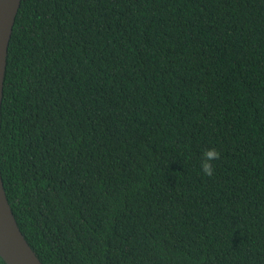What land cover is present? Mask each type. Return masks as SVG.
Segmentation results:
<instances>
[{
	"label": "trees",
	"instance_id": "obj_1",
	"mask_svg": "<svg viewBox=\"0 0 264 264\" xmlns=\"http://www.w3.org/2000/svg\"><path fill=\"white\" fill-rule=\"evenodd\" d=\"M0 166L43 264H264V0H21Z\"/></svg>",
	"mask_w": 264,
	"mask_h": 264
},
{
	"label": "water",
	"instance_id": "obj_2",
	"mask_svg": "<svg viewBox=\"0 0 264 264\" xmlns=\"http://www.w3.org/2000/svg\"><path fill=\"white\" fill-rule=\"evenodd\" d=\"M21 0H0V117L8 47ZM0 256L7 264H43L13 214L0 166Z\"/></svg>",
	"mask_w": 264,
	"mask_h": 264
},
{
	"label": "clouds",
	"instance_id": "obj_3",
	"mask_svg": "<svg viewBox=\"0 0 264 264\" xmlns=\"http://www.w3.org/2000/svg\"><path fill=\"white\" fill-rule=\"evenodd\" d=\"M219 158V153L215 148H208L202 152V158L200 161V170L205 176H212L214 169L212 161Z\"/></svg>",
	"mask_w": 264,
	"mask_h": 264
}]
</instances>
